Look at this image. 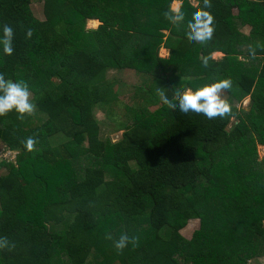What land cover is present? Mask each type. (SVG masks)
<instances>
[{"label":"trees","instance_id":"1","mask_svg":"<svg viewBox=\"0 0 264 264\" xmlns=\"http://www.w3.org/2000/svg\"><path fill=\"white\" fill-rule=\"evenodd\" d=\"M31 1L0 0V27L13 28L0 75L23 81L33 104L23 118L0 115V143L16 152L0 159V264H249L264 255V172L254 170L264 146V0H39L42 20ZM223 80L248 109L227 97L226 110L207 117L160 98ZM190 220L198 227L186 239ZM122 233L136 239L117 250Z\"/></svg>","mask_w":264,"mask_h":264},{"label":"clouds","instance_id":"2","mask_svg":"<svg viewBox=\"0 0 264 264\" xmlns=\"http://www.w3.org/2000/svg\"><path fill=\"white\" fill-rule=\"evenodd\" d=\"M208 0H205L207 5ZM205 21V34H210L211 29L206 27L207 23L211 21V17L207 13L204 14ZM200 14L197 13V21H199ZM193 28L197 29V38H203L200 35V25L198 23L193 24ZM27 33V35H30ZM13 28L10 25H3L0 27V51L5 55H10L13 51ZM230 82L223 80L217 83L205 85L195 91H185L178 96V99H169L168 96L160 93V98L163 103L168 105L177 106L181 112H188L189 110L203 113L207 117H213L218 113H222L226 110V107L222 105L219 100L218 92L220 89L228 88ZM29 90L27 85L23 81L12 82L6 80L0 75V115L9 111L15 110L18 114V118H23L25 113H30L33 109V104L29 101ZM33 141L28 139L27 144L29 147ZM135 236L129 237L126 233H122L119 239L114 242V246L117 250L123 249L129 242H134ZM7 244V240L0 238V247Z\"/></svg>","mask_w":264,"mask_h":264},{"label":"rangeland","instance_id":"3","mask_svg":"<svg viewBox=\"0 0 264 264\" xmlns=\"http://www.w3.org/2000/svg\"><path fill=\"white\" fill-rule=\"evenodd\" d=\"M191 2H192L193 5H196V3H197L194 0H191ZM178 5H179L178 2H173L171 4V9L174 10V11H176V9L178 8ZM30 8H31V11H32L34 17H36L39 20H42L43 19L42 2L41 1H39V0H32L31 1V5H30ZM92 21H94V20L87 21L85 27L86 28H96L98 26L99 22L96 23L97 20L94 21V22H92ZM242 31H243V33H247L248 32V27H243L242 28ZM159 56L160 57H163V58L168 57V51H165L162 48H160V50H159ZM211 56H212L213 59H220L222 57V54L219 53V52H214V53H212ZM107 75H108V77L116 76L119 79L124 80L127 83L128 82H134L133 80H135L134 74L131 71H129V72H127V71L126 72L125 71H116V72L109 71ZM177 76H178V74H176V77ZM176 86L178 88L180 87L179 85H176ZM187 91H190V90H187ZM120 95L121 96H119V99L121 101H123L122 103L127 104L128 101H126V99H127L126 92H124V93H122ZM218 96H219V100L220 101L225 100L228 97V95L225 93V91L223 89H220L219 90ZM229 97H228V99H229ZM234 98H235V96L232 97V98H230L228 100V102L230 104V107H236V108H239V109L240 108H242V109H248V107H249V100H250L248 97L244 98L241 101V103H237ZM28 99L29 100L31 99L30 93H29ZM116 109H117V107H116ZM152 109L153 108H150V110H152ZM118 111H119L120 114L123 113V109H121V108ZM97 115H98V117H100L102 119V117H103V114L102 113H97ZM102 120L104 121V119H102ZM231 121H234V118H231ZM105 122H107V121H105ZM108 131L110 133L109 136H110V138L113 141L120 138L121 131H118V132H114V131H111V130H108ZM1 149H3V145H1V143H0V150ZM256 153H257V159L258 160H257V163L254 165L255 166V169L254 170L258 174H262L264 172V162H263L264 161V146L263 145H257L256 146ZM12 159L13 158L8 159V160L11 161ZM197 227H198V221L197 220H190L188 222V224L186 225V227L181 230L182 236L184 238L188 239L190 237L192 231L195 230ZM145 234H146V232H145ZM257 255L249 259V264H264V255L262 253L261 254H257ZM184 264H194V263H193V261H190V260H184Z\"/></svg>","mask_w":264,"mask_h":264},{"label":"built area","instance_id":"4","mask_svg":"<svg viewBox=\"0 0 264 264\" xmlns=\"http://www.w3.org/2000/svg\"><path fill=\"white\" fill-rule=\"evenodd\" d=\"M15 151H11L9 149H6L5 147H3V149L0 150V159H11L13 158L11 161H13L15 159ZM10 161V160H8Z\"/></svg>","mask_w":264,"mask_h":264},{"label":"crops","instance_id":"5","mask_svg":"<svg viewBox=\"0 0 264 264\" xmlns=\"http://www.w3.org/2000/svg\"><path fill=\"white\" fill-rule=\"evenodd\" d=\"M174 2H178V1H174ZM178 4H180L179 2H178ZM178 8H179V5H178ZM178 8L176 9V10H178ZM94 21H96V20H94ZM94 21H92V22H94ZM96 23H98V21H96ZM163 50H165V51H167L166 49H164V48H162Z\"/></svg>","mask_w":264,"mask_h":264}]
</instances>
